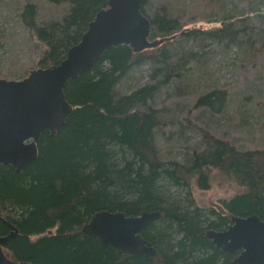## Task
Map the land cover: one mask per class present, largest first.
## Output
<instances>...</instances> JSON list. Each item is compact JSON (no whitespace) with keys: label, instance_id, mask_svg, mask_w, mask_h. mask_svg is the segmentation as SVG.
Returning <instances> with one entry per match:
<instances>
[{"label":"trees","instance_id":"16d2710c","mask_svg":"<svg viewBox=\"0 0 264 264\" xmlns=\"http://www.w3.org/2000/svg\"><path fill=\"white\" fill-rule=\"evenodd\" d=\"M49 1L69 5L62 19L39 21L38 7L31 1L21 14L23 23L46 45L38 67L59 64L109 2ZM154 4L155 0H149L141 11L151 20L149 39L155 43L141 51L128 44L109 47L91 69L67 82L64 91L72 112L54 134L42 132L37 159L21 170L0 164V236L12 230L9 223L18 228L4 246L13 260L32 264H234L238 252L222 251L206 231L225 230L236 215L257 214L264 219V147L240 149L205 132V150L196 149L187 162L164 160L154 139L160 111L152 101L163 84L180 77L181 65L187 64L182 63L184 56L166 50L172 38L202 34L218 43L258 52L259 33L253 30L256 25L248 23V16L251 12L260 19L264 13L227 14L219 19L221 25L205 30L186 28L188 24L177 15L155 10ZM197 53L191 50L185 59L192 61ZM146 59L156 65L154 81L128 93L118 92L123 76ZM229 96L228 89L213 87L197 96L195 107L220 113ZM213 169L241 190L218 206L204 208L196 204L193 185L210 188ZM104 209L128 214L160 210L162 217L143 231L157 253H122L83 233L82 226Z\"/></svg>","mask_w":264,"mask_h":264},{"label":"rangeland","instance_id":"374dc122","mask_svg":"<svg viewBox=\"0 0 264 264\" xmlns=\"http://www.w3.org/2000/svg\"><path fill=\"white\" fill-rule=\"evenodd\" d=\"M38 7L39 21L60 20L67 3L49 0H0V79H22L37 62L46 45L21 20L27 2ZM155 10L169 11L188 25L186 28L214 29L227 14L258 10L264 13V0H155ZM259 33L256 49L228 45L202 34L177 36L166 50L183 57L180 77L161 86L152 100L159 109L161 123L155 129V144L164 160L187 162L193 151L208 146L206 133L230 141L240 149L264 147V18L250 12L248 23ZM168 42V41H167ZM191 50L196 59L187 61ZM180 66V64H179ZM156 65L146 59L135 64L117 84L128 93L154 81ZM24 78V77H23ZM213 87L228 89L230 96L220 113L195 107L197 96ZM241 188L213 169L211 187L193 185L196 204L208 208L220 205ZM7 252V250H6Z\"/></svg>","mask_w":264,"mask_h":264},{"label":"water","instance_id":"95a60500","mask_svg":"<svg viewBox=\"0 0 264 264\" xmlns=\"http://www.w3.org/2000/svg\"><path fill=\"white\" fill-rule=\"evenodd\" d=\"M148 1L109 0L59 64L35 68L22 79H0V164L21 170L37 159L42 132L54 134L72 112L67 82L91 69L109 47L128 44L141 51L155 43L149 39L151 20L141 11ZM161 217L160 210L128 214L104 209L90 217L82 232L122 253L154 256L157 249L143 231ZM9 225L12 230L0 236V263L32 264L7 256L4 246L18 233ZM206 236L222 251L238 252L234 264H264V219L257 214L233 216L228 228L208 229Z\"/></svg>","mask_w":264,"mask_h":264},{"label":"bare ground","instance_id":"6f19581e","mask_svg":"<svg viewBox=\"0 0 264 264\" xmlns=\"http://www.w3.org/2000/svg\"><path fill=\"white\" fill-rule=\"evenodd\" d=\"M148 18H149V17H148ZM149 19H150V18H149ZM99 60H100V59H99ZM99 60H98V61H99ZM98 61H97V62H98ZM83 73H84V72H83ZM80 75H81V74H80ZM80 75H79V76H80ZM146 228H147V227H146Z\"/></svg>","mask_w":264,"mask_h":264}]
</instances>
